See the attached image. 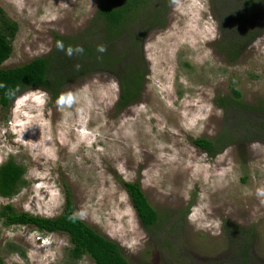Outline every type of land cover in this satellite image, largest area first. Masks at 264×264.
Returning a JSON list of instances; mask_svg holds the SVG:
<instances>
[{"label": "rangeland", "instance_id": "rangeland-1", "mask_svg": "<svg viewBox=\"0 0 264 264\" xmlns=\"http://www.w3.org/2000/svg\"><path fill=\"white\" fill-rule=\"evenodd\" d=\"M115 2L0 0L17 26L1 67L44 56L53 35L77 39L98 25L100 5ZM165 6L164 27L144 35L147 73L132 105L117 111L116 83L95 72L62 83L56 101L31 89L0 110V165L11 159L24 169V185L0 198V207L53 218L66 191L74 216L133 264H236L245 250L240 228L264 264V145L230 144L208 158L191 143L220 130L224 112L214 100L231 98V90L243 104L264 103V27L229 63L214 49L227 35L218 32L209 0ZM256 11L264 26V4ZM124 182L137 183L158 214L178 213V225L147 236ZM69 248L62 233L0 222V264H93L87 256L70 259Z\"/></svg>", "mask_w": 264, "mask_h": 264}, {"label": "trees", "instance_id": "trees-1", "mask_svg": "<svg viewBox=\"0 0 264 264\" xmlns=\"http://www.w3.org/2000/svg\"><path fill=\"white\" fill-rule=\"evenodd\" d=\"M168 2L116 0L112 6L100 5L95 15L98 25L92 22L86 32L73 40L53 35V47L47 54L8 69L1 66L10 56V43L17 26L0 9V110H6L21 93L31 89L43 91L49 100L56 101L62 83L95 72L108 74L116 83L118 96L114 108L117 111L132 105L143 89L147 73L144 35L152 28L164 27ZM263 4L264 0H209L211 17L218 32L227 35L226 40L214 44V49L227 62H234L259 36L264 26L256 10ZM231 94V98L214 100L224 112L216 135L211 140L196 138L191 141L208 158H213L230 144L239 147L258 142L264 145V103L246 105L240 101L237 91L231 90ZM23 173L24 169L11 159L0 165V198L16 194L24 185ZM121 186L147 236L164 225L168 229L178 225V213L171 217L158 214L146 202L137 183L124 182ZM0 222L4 227L30 226L38 232L64 234L70 245L68 256L72 260L87 256L93 264H133L116 243L74 216L66 191L62 210L53 218L17 213L9 205H3ZM236 232L242 238L241 246L245 247L236 254V264H258L248 246L250 234L240 228Z\"/></svg>", "mask_w": 264, "mask_h": 264}, {"label": "clouds", "instance_id": "clouds-1", "mask_svg": "<svg viewBox=\"0 0 264 264\" xmlns=\"http://www.w3.org/2000/svg\"><path fill=\"white\" fill-rule=\"evenodd\" d=\"M34 91L39 92L38 94H42V93H44L43 91H40V90H38V89H33L32 92H34ZM29 93H30V92H29Z\"/></svg>", "mask_w": 264, "mask_h": 264}]
</instances>
